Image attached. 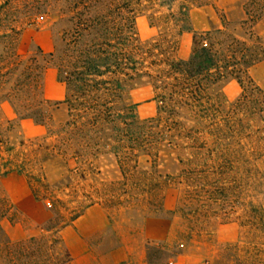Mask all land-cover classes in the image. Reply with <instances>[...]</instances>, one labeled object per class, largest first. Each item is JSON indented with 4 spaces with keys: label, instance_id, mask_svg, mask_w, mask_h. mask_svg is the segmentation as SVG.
<instances>
[{
    "label": "rangeland",
    "instance_id": "rangeland-1",
    "mask_svg": "<svg viewBox=\"0 0 264 264\" xmlns=\"http://www.w3.org/2000/svg\"><path fill=\"white\" fill-rule=\"evenodd\" d=\"M207 1L154 0L152 6L157 16L171 15L178 20L183 4ZM244 1L226 10L232 26L242 33L239 21ZM147 10L141 8L136 18L142 41L158 34ZM54 21L51 14L38 18L23 28L18 42V52L25 59L40 48L48 69H56L48 54L61 44ZM263 27L264 18L254 28L261 37ZM191 48L192 36L185 33L179 59H188ZM254 81L264 89V76ZM45 82L44 76V92ZM241 93L236 81H226L214 97L220 113L206 118L184 113L176 118L180 128L164 116L151 133L140 130L143 136H151L156 148L142 153L145 138L140 136L132 145L137 156L130 159L132 152L127 150L129 161L122 165L115 156L117 151L109 149L96 159L56 157L40 166L33 159L36 154H47L38 150L50 143L47 128L29 119L21 121L5 92L0 94V199L8 201L16 215L14 221H3L0 239L5 235L19 241L44 234L41 225L47 214L28 185L42 175L53 196L69 207L80 202L105 215L104 227L87 238L88 264L119 261L113 253L122 245L131 252V264H140L141 258L142 264H264V158L255 155L256 122L244 120L237 111ZM132 101L138 105L139 123L158 116L159 103L151 86L133 91ZM53 118L56 125L63 123L65 108L54 111ZM169 126L173 127L170 132ZM18 166L24 174L18 172Z\"/></svg>",
    "mask_w": 264,
    "mask_h": 264
},
{
    "label": "trees",
    "instance_id": "trees-1",
    "mask_svg": "<svg viewBox=\"0 0 264 264\" xmlns=\"http://www.w3.org/2000/svg\"><path fill=\"white\" fill-rule=\"evenodd\" d=\"M153 1L0 0V94L5 92L6 101L21 121L29 119L47 128L46 141L50 143L38 149L47 154H36V165L56 157L96 159L109 149L117 151L115 156L122 165L129 161L127 150L132 152L130 159L137 156L132 145L140 136L145 138V146L140 145L142 153L156 148L151 136H143L140 130L151 133L160 127L164 116L180 128L176 118L184 113L195 118L220 113L215 93L229 80L242 89L237 111L244 120L256 122L255 155L259 160L264 158V89L251 76V70L264 61V39L254 30L264 18V0L241 3L239 28L243 33L232 26L218 0L183 4L178 20L171 15L164 19L157 16ZM204 6L219 11L220 28L194 30L190 12ZM141 8L148 9L151 26L158 29L157 36L148 41H142L137 32L136 18ZM48 14L56 17L53 28L59 29L61 41L48 54L59 81L66 86L65 99L60 102L44 96L49 62L41 59L43 51L38 48V53L26 59L18 52L23 28ZM185 33L192 36V48L188 59L182 60L178 53ZM145 86L153 88L159 112L156 118L139 123L132 92ZM61 106L67 118L56 125L53 113ZM168 128V132L173 129ZM22 169L20 166V174H24ZM28 185L47 214L41 225L44 234L19 241L4 235L0 239V264H68L71 258L61 231L91 205L79 202L69 207L53 196L42 175ZM12 212L10 203L0 199V232L4 220H15Z\"/></svg>",
    "mask_w": 264,
    "mask_h": 264
},
{
    "label": "crops",
    "instance_id": "crops-1",
    "mask_svg": "<svg viewBox=\"0 0 264 264\" xmlns=\"http://www.w3.org/2000/svg\"><path fill=\"white\" fill-rule=\"evenodd\" d=\"M240 2L241 0H218V6L230 11L237 7ZM190 17L194 30L198 32L210 31L221 27V19L217 9L213 6L193 8L190 12ZM261 35L264 37V27ZM251 76L257 81H259L261 76H264V61L251 70ZM45 77V98L48 101H63L66 96V88L59 82L57 70L49 68ZM36 128L41 130L40 128L42 127ZM104 217L105 215L99 208L91 206L74 222L73 226L66 227L61 231V236L71 258L68 264H88L90 252L87 238L95 235L104 227ZM75 250L76 253L74 254ZM113 255L121 258L113 264H131V252L127 246L122 245ZM142 260L141 258L140 264H142Z\"/></svg>",
    "mask_w": 264,
    "mask_h": 264
}]
</instances>
